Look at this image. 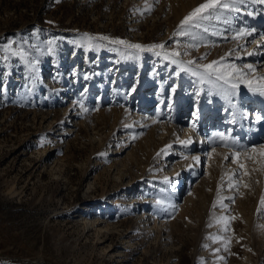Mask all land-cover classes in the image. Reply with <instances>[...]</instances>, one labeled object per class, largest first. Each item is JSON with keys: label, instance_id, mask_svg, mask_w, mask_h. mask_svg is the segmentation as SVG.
Returning a JSON list of instances; mask_svg holds the SVG:
<instances>
[{"label": "rangeland", "instance_id": "obj_1", "mask_svg": "<svg viewBox=\"0 0 264 264\" xmlns=\"http://www.w3.org/2000/svg\"><path fill=\"white\" fill-rule=\"evenodd\" d=\"M205 2L0 0V264H264V124L236 145L220 92L262 124L264 21L244 0L181 29Z\"/></svg>", "mask_w": 264, "mask_h": 264}, {"label": "bare ground", "instance_id": "obj_2", "mask_svg": "<svg viewBox=\"0 0 264 264\" xmlns=\"http://www.w3.org/2000/svg\"><path fill=\"white\" fill-rule=\"evenodd\" d=\"M248 2H249V0H248ZM250 4H252L253 7H255L256 13L259 12V14H260L258 17H256V18H254V19L251 20L254 27H259L261 25V23L264 21V2H261V0H250ZM260 8H262V9H260ZM235 12L238 13V12H241V11L240 10L239 11H231V13H235ZM254 27L249 28L243 34V36L241 38L240 37H236L235 40H234V42L232 43V45H241L244 42V38H246V37L247 38H250V37L254 36V33H255ZM263 33H264V31H263ZM260 42H263L264 43V34H262V33H261V37L257 38L254 41V43L256 45L255 47L260 46L261 45ZM250 48H251V46H250ZM261 49L262 50L260 52H258V53L256 52V50H253V53H249L248 51L250 49L247 52H243V53L241 52L244 55L243 56V59H247V60H250L251 59V60H254L255 62H257L259 60H262V58H264V45L262 46ZM233 53H232V55H233ZM237 56L240 59L241 54H237ZM251 66H252V69L251 70L257 72V70L255 69L256 68L255 64H252ZM262 73H264V68H263V72ZM229 82H228V84H229ZM231 83H232V81H231ZM231 83H230V85H232ZM214 85L215 84H213V86ZM239 87L240 86H238L237 88L239 89ZM263 87H264V85H263ZM232 90H233V87H232ZM234 90H235V88H234ZM224 91H226V90H221L220 92L222 93L223 97L226 100V101L225 100L224 101L227 102L228 105H229V108L227 109V111H225V107L222 110L223 114L226 116V119H225L224 123L229 126L228 129H227V132H231L232 131V134H235V140H236L235 143H236V145L239 144L237 142V139H238L237 137L247 136L245 138V142H253V141H256L257 139H259V137H257V136L258 135H261V132L263 130L262 125L264 124V116H262L263 113H264V96H261V95H258L257 94V92H259L261 90L260 89L259 90H256V89L253 90V89H251L252 93L254 94L253 100L256 102V106H255L256 109L253 111L252 115L250 114L251 115L250 117L251 118H255L256 120L259 117V119L262 122V124L259 123L257 125L256 124L253 125L254 126L253 127L254 128L253 129L254 132L253 131L252 132L249 131V126L250 125H249V118L247 117L248 115H246L247 114V109L245 108V104H244L245 101H240V100H237V99H236L237 100L236 101V100H234L232 98L233 96L230 97L229 96L230 94L228 95L227 94L228 92L226 93ZM262 92L264 93V91H262ZM249 101L250 100H247L246 102H249ZM211 106L212 107L209 108L210 110L209 109L208 110H209V113H211V115H212L211 121L213 122L214 119L218 118V116H219L218 115L219 114L218 112H220V110H217L216 109L217 104H212ZM227 112H229V113H227ZM197 123H198V126H194L193 127L194 130H196V132H198L200 130V126H201V123H202V121H200V116L198 118V122ZM222 126H224V125L221 124L220 127H222ZM231 126H233V129H230ZM193 128H192V126L191 127H185L183 129V132H182V135L189 137V140L190 141L192 140L190 133L193 132ZM169 130L175 132V129L172 126L169 127ZM211 133H212L213 136H215L218 133H222V131L218 132V130H212ZM210 137H211V135H210ZM217 137H218V135H217ZM215 139L208 140V142H207V146L208 147L205 150L207 158H210V157L212 158V156H211L212 154L220 153L219 150H217V149L212 150L210 148V146L217 141V140L215 141ZM260 146H264V144H261Z\"/></svg>", "mask_w": 264, "mask_h": 264}, {"label": "snow or ice", "instance_id": "obj_3", "mask_svg": "<svg viewBox=\"0 0 264 264\" xmlns=\"http://www.w3.org/2000/svg\"><path fill=\"white\" fill-rule=\"evenodd\" d=\"M242 2L243 0H231L230 3H225L224 0H207V2L199 4L187 16L184 17V19L180 22V28L183 29L185 26L197 27V28L200 27V23H199L200 21L210 19V16L205 14V13H209L210 10L223 8V9H228L230 11H239V9L236 7V4L242 3ZM261 2H264V0H261ZM243 34L244 33L241 31L240 35H243ZM102 39H107V37H102ZM113 43L123 44L125 42L124 41H113ZM127 46L130 48L143 50L142 46L139 44H131ZM153 47H162V45H154ZM173 55H177V53H173ZM189 63H191V61H189ZM217 63H218L217 61H212L210 64L203 65L202 67L205 69V72L207 75L209 76L216 75V79L224 80L225 83H228L229 74L227 73V71H220L218 68L213 67ZM231 67L235 70V66H231ZM247 67L249 68V70L252 69L251 65H248ZM233 87H235V85H233ZM260 90L264 91V87H262ZM217 135H219L222 140L226 139L223 133H218ZM253 151H255V149H253ZM261 151L264 152V146H261ZM236 162H237L236 160H233V163H236ZM240 166L243 167V165H240ZM261 205H264V197L261 198Z\"/></svg>", "mask_w": 264, "mask_h": 264}]
</instances>
